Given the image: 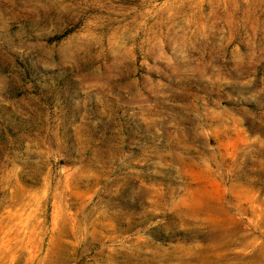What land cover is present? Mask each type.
<instances>
[{
    "label": "rangeland",
    "instance_id": "1",
    "mask_svg": "<svg viewBox=\"0 0 264 264\" xmlns=\"http://www.w3.org/2000/svg\"><path fill=\"white\" fill-rule=\"evenodd\" d=\"M0 264H264V0H0Z\"/></svg>",
    "mask_w": 264,
    "mask_h": 264
}]
</instances>
